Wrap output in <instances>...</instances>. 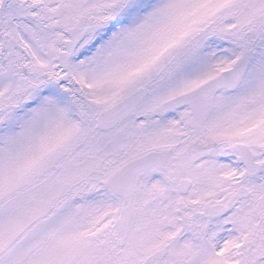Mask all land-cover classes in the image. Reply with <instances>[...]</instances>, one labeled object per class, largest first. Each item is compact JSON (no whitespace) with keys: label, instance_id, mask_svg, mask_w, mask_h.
I'll return each instance as SVG.
<instances>
[{"label":"snow or ice","instance_id":"6c2138e0","mask_svg":"<svg viewBox=\"0 0 264 264\" xmlns=\"http://www.w3.org/2000/svg\"><path fill=\"white\" fill-rule=\"evenodd\" d=\"M0 264H264V0H0Z\"/></svg>","mask_w":264,"mask_h":264}]
</instances>
